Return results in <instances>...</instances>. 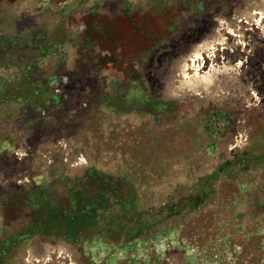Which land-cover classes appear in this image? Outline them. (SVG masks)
<instances>
[{
	"label": "rangeland",
	"instance_id": "obj_1",
	"mask_svg": "<svg viewBox=\"0 0 264 264\" xmlns=\"http://www.w3.org/2000/svg\"><path fill=\"white\" fill-rule=\"evenodd\" d=\"M0 264H264V0H0Z\"/></svg>",
	"mask_w": 264,
	"mask_h": 264
}]
</instances>
